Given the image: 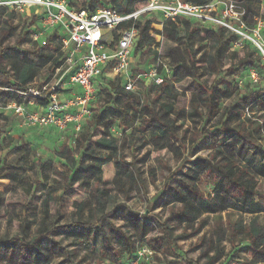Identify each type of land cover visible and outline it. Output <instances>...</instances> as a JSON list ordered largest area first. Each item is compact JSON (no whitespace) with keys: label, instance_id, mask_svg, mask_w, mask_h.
<instances>
[{"label":"trees","instance_id":"1","mask_svg":"<svg viewBox=\"0 0 264 264\" xmlns=\"http://www.w3.org/2000/svg\"><path fill=\"white\" fill-rule=\"evenodd\" d=\"M185 1L205 6L214 0ZM233 1L246 10L244 21L254 26L258 21L249 16L250 6L262 3L261 0ZM103 2L104 0H84L81 4L73 3L70 6L89 13H94L101 7H113L119 13L128 14L135 12L149 0H108L111 6H106ZM257 15L259 20L264 22V11L257 12ZM16 20L18 26H14ZM0 24L3 25L2 32L8 36L19 26L28 29L26 38L19 39L17 43H28L31 46L28 51L0 47L1 56H5L10 62L9 69L0 68V105L6 106L9 102L27 104L28 99L17 92L27 91L48 65L49 69L55 72L64 65L65 59L54 39H47L45 47L32 42L31 34L37 26L36 18L24 19L15 13L0 10ZM154 24L161 25L162 29L155 30L152 28ZM138 27L140 34L134 47L136 61L140 60L144 50H148L154 55V62H157L160 56L157 50L159 45H165L166 52L169 53L172 50L170 37L174 36V39L182 37L184 51L193 68L197 69L205 64V69L211 76L223 73L222 60L226 55L230 56L233 63L227 69L228 73L240 74L244 69L256 66L258 59L264 64L257 50L250 44L234 50L233 46L238 37L223 28H202L196 22L184 18L175 22L143 18L138 22ZM157 36H161L163 42H158ZM206 48L209 49L207 56L198 57ZM192 75L191 81L185 87L188 89L196 85L189 99L187 112L191 126L182 134H179L176 127L179 117L176 111L185 112V104L182 94L177 92L172 84L167 81L165 85H151L144 99V94L117 93L116 91H122V80L118 78L110 82L108 95L112 99L108 100V106H100L96 112L93 110L92 118L76 137H70L69 142L73 145L65 142L59 149L58 157L68 162L75 172L72 178L64 179V185L55 183L65 194L73 196L76 185L89 193L88 199L73 202L79 219L71 225L63 226L62 229L66 234L72 235L79 244L92 241V245L96 247L98 238L103 237L104 243L97 251L113 264H119L123 254L130 257L125 264H131L137 257L139 247H146L153 254L158 252L164 255L174 247L173 229L169 226L163 227L164 237L160 245L148 238V214L164 206L172 210L170 221L178 224H184L194 213H203L207 216L203 218L201 225L206 227L210 225L209 219L212 217L213 223L218 225L216 233L223 226L225 215L228 220L227 242L234 250L244 244L242 249L251 255L250 264H264V90L247 87L239 93L236 85L224 83L222 87L220 84L209 86L207 83H196L193 72ZM235 98V104H227L221 108L224 101H232ZM113 102L115 107L110 106ZM178 102L180 105L176 108ZM172 114L175 116L170 118ZM0 118L5 121L11 119L1 113ZM205 120L208 123L213 120L216 122L211 130L200 134L199 129ZM114 127L129 133V147L134 149L131 162H128L119 149V141L112 133ZM188 133H191L189 141ZM165 139L177 143L179 159L193 166V174L183 173L180 166L166 180L167 185L160 198L153 204H147L146 214H137L128 202L133 193L142 197L148 192L146 180L142 178L136 166V163L146 161L147 154H143L144 157L139 161L138 155L150 145H153L156 151L159 150L161 141ZM188 146L192 149L186 153ZM30 147L31 144L21 142L15 149L12 162L24 167L32 165L33 153ZM200 151L210 152V155L207 158L197 156ZM78 155L80 158L76 159L75 156ZM111 164L115 168L114 179L113 175L105 173ZM247 175H251V179H245L244 185L241 184L240 180ZM102 177L113 181L102 182ZM0 180H10L22 187L28 186V194L34 183L44 185L42 175L41 179L36 177L34 182H31L30 177H23L11 169L7 174H3L0 168ZM152 183L154 184L155 180ZM40 198L41 216L34 215L29 224L39 223L37 231L39 235H43L48 231L47 224L52 222L51 211L57 207V196L48 190ZM3 203L4 198L0 195V206ZM88 208L92 210V218L84 221L82 214ZM107 215L116 220H123L128 228L136 233L139 241L134 242V236H130L129 232L110 227V234L118 248L112 247L105 239L107 227L104 222ZM26 229H29V226ZM221 244L222 238L218 233L211 239L204 237L200 246L203 247V256L209 259L208 264H215L223 254L219 247ZM49 245L54 244L48 241L47 246ZM40 246L41 240L37 236L30 241L21 238L3 240L0 242V263L54 264L53 252L51 255H41ZM63 251L61 247L58 248V252ZM212 252L214 255L210 257ZM57 264L78 263L67 255ZM165 264L174 263L166 260Z\"/></svg>","mask_w":264,"mask_h":264},{"label":"rangeland","instance_id":"2","mask_svg":"<svg viewBox=\"0 0 264 264\" xmlns=\"http://www.w3.org/2000/svg\"><path fill=\"white\" fill-rule=\"evenodd\" d=\"M69 4L78 3L81 4L84 0H67ZM108 0H104V5L111 6ZM262 3H254L250 6L251 14L253 20H259L257 12L264 11V0ZM150 17L161 20L158 14H152ZM14 26H18V21L16 20ZM3 25L0 24V47L3 49H14L19 48L23 51L31 50V46L28 43H23V45H18L19 39H25L26 34L29 30L23 29L19 26L15 29L12 35H6L2 32ZM152 28L158 30L161 28L159 24L154 25ZM203 28V27H202ZM163 42L161 36H157V40ZM170 44L172 50L167 53L166 46L160 44L159 50V60L163 64L169 65L170 69H164L162 66L159 71L161 75L172 84L175 90L182 94V100L185 104V112H177L178 119L176 122V127L179 134H182L187 127L191 126L190 121L187 117V112L189 110V99L193 94L196 85L186 89L190 79L193 77L192 72L196 77V83H207L209 86L220 84V87L224 83H230L238 87L239 93H242L247 87H254L256 90H264V64L258 59L257 65L249 67L243 70L240 74L228 73L227 69L233 64L229 55H226L222 60L223 73L219 76H211L206 71L205 64L200 65L197 69L193 68L188 56L184 51V46L182 44V37L174 39V36L170 37ZM236 50V46H233ZM135 51V50H134ZM209 53V49L206 48L199 56L206 57ZM154 55L148 50H144V54L141 56L140 60H137L133 65V72L139 74L143 70H146L148 66L155 64ZM10 62L5 56L0 54V68L9 69ZM66 69V68H65ZM170 70V71H169ZM169 71V72H168ZM254 72V79L251 77V73ZM60 76V75H58ZM56 72L47 68L39 74L37 79L38 84L48 83L54 78H59ZM115 77L107 72L103 77V84L98 88L96 92V100L92 103L91 107L96 112L100 106H108V100L112 97L108 95L110 91V82L114 81ZM238 84V85H237ZM151 87L149 82L144 84V99L147 97V91ZM73 92V91H72ZM237 98L232 101H224L221 104V108L225 107L227 104H235ZM180 103L176 104V108H179ZM110 106L115 107L114 102ZM179 111V110H178ZM0 113L4 116L5 111L0 109ZM245 113H248L245 110ZM260 115V114H259ZM11 118L9 121H5L0 118V168L3 170V174H7L9 169L18 172L21 176H26L31 178V182H34L36 177L41 179L44 185H39L34 183L31 187V191L28 194V186H19L16 182L10 180H0V195L4 198L3 205L0 206V242L3 240H12L21 238L25 241H30L36 236L41 240L40 250L41 255H51L53 254L52 263L57 264L63 260L67 255L77 262L78 264H113L107 257L101 255L97 250L101 248L104 243V238L99 237L96 243V247L92 245V241L84 244H79L75 242L72 235H68L62 229L63 226L71 225L73 222L79 219V214L76 213V207L73 206L75 200L84 201L88 199L89 193L80 189L77 185L74 187L73 196L65 194L64 191L55 183L59 182L64 185L65 178H72L74 175V170L71 168L70 164L58 157V152L61 147V142L58 139L44 138L42 140H36L32 135L33 130L25 126L24 121L15 116L12 111L7 115ZM175 114H172L170 118H173ZM264 116V115H263ZM264 122V120H262ZM215 120L211 122L203 121L199 129L200 134L207 133L215 125ZM113 135L119 141V149L126 156L128 162L132 161L134 157V149L129 147L128 132H123L118 128H112ZM191 133H188L187 140L189 141ZM30 141L32 145L30 147L33 153V162L29 167H24L17 165L12 162L15 158V149L21 144V142ZM70 146L73 143L67 140ZM264 144V142H263ZM185 151L188 153L192 149L188 146ZM138 155V161L144 157L143 154H147L146 161L143 163H136L142 178L146 180L148 192L144 196H137L133 193L131 200L128 205L137 214H146L147 204H153L162 195V191L167 185V181L179 167H182L183 173L193 174V166L186 161H181L179 159V154L177 153V143L173 140L165 139L160 143V149L155 150L153 145L148 146ZM210 152L200 151L197 156L207 158ZM185 157L187 154L184 155ZM183 156V157H184ZM79 159V155L75 156ZM38 164V165H37ZM40 165H44L41 168ZM109 169H106L105 173L107 175H113L115 177L114 165ZM162 165V167L160 166ZM4 168V169H2ZM245 179H251V175H247L244 179L240 180V183L244 185ZM155 180L153 184L152 181ZM113 180L108 181L106 178L102 177V182L111 183ZM57 188H60V190ZM55 193L57 196V207L53 208L52 222L47 224L48 231L39 235L37 229L39 223L29 224L33 221L34 215L41 216V198L45 192ZM171 209L166 206L156 209L148 214L149 218V239L155 240L158 245L162 243V238L164 237L163 227L169 226L173 229V240L174 247L167 253L161 254L156 252L153 259L146 262L142 261L139 264H165L166 260H170L174 264H208L209 259L204 257L202 254L203 247L200 246L203 242L204 237L206 239H211L215 237V234H219L222 238V244L220 250L223 252L221 257L216 261L215 264H250L251 255L244 251L242 248L245 246L239 245L236 250L227 242V222L226 216L224 215V223L219 231L216 233L215 229L218 226L213 223L212 217H210V225L202 227L201 221L206 218V214H192L184 224H178L170 221ZM92 210L89 208L82 214L83 220H90ZM110 215V214H109ZM109 215L106 216L104 226L107 227L106 230V241H108L112 247L118 248L115 240L110 234V227L116 229H121L123 232H129L130 236H134V242H138L139 239L136 233L130 230L127 224L123 220H116ZM199 219H195V218ZM249 218V217H246ZM264 222V218L262 220ZM29 226V229L26 227ZM219 228V227H218ZM48 241L52 242L54 245H49ZM46 246L48 248H46ZM56 246V250H55ZM61 247L64 251L63 253L58 252V248ZM205 248V247H204ZM214 253L210 254L212 257ZM209 257V258H210ZM130 257L123 254L120 257L119 264H125L128 262ZM1 264V263H0Z\"/></svg>","mask_w":264,"mask_h":264},{"label":"built area","instance_id":"3","mask_svg":"<svg viewBox=\"0 0 264 264\" xmlns=\"http://www.w3.org/2000/svg\"><path fill=\"white\" fill-rule=\"evenodd\" d=\"M0 10L24 19L36 18L32 42L45 47L47 39H54L65 59L64 65L55 70L59 78L38 84L36 88L35 81L27 91L17 92L28 99L27 104L9 102L6 106L0 105V109L5 115L12 111L27 128L52 127L60 134L72 133L73 138L92 118L91 105L107 70L115 80H122V91L116 92L124 95L129 92L143 95L146 82L155 86L167 84L159 69L162 66L168 70L170 66L159 59L139 74L133 72L134 47L140 34L138 22L152 18V14H158L161 21L184 18L202 27L223 28L238 37L236 48L250 44L264 62V22L257 20L250 26L243 19L246 10L233 0H214L205 6L185 0H149L128 14L119 13L113 7H101L94 13L78 11L67 0H0ZM251 77L254 79V72ZM66 84L75 86L79 92L63 101L61 96ZM136 255L131 264L148 262L154 254L146 247H139Z\"/></svg>","mask_w":264,"mask_h":264},{"label":"crops","instance_id":"4","mask_svg":"<svg viewBox=\"0 0 264 264\" xmlns=\"http://www.w3.org/2000/svg\"><path fill=\"white\" fill-rule=\"evenodd\" d=\"M156 25V24H154ZM153 25V26H154ZM161 28H157L158 30H161L162 29V26L159 25ZM37 81V80H36ZM73 91V92H72ZM79 92L78 88H76L75 86L73 85H70V84H66L65 86V91L62 92V99L63 101L67 100V99H72L73 98V95L77 94ZM9 114V113H8ZM7 114V115H8ZM5 115V114H4ZM5 115V116H7ZM30 129V128H29ZM32 129V128H31ZM33 132L32 133H29V135L31 134L32 137H34V139L36 140H42L44 138H53V139H58L60 140L61 142V146L67 141V140H70V137L72 135V133L68 132L67 135H64V134H60L57 130H55L54 128L52 127H48V128H43V129H32ZM26 143H29L32 145V142L30 141H27L26 140Z\"/></svg>","mask_w":264,"mask_h":264}]
</instances>
